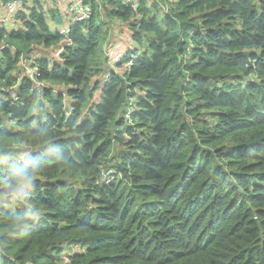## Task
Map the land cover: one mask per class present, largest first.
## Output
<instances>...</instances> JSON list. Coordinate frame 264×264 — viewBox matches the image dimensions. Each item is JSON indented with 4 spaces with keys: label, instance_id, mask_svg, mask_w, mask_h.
Listing matches in <instances>:
<instances>
[{
    "label": "trees",
    "instance_id": "16d2710c",
    "mask_svg": "<svg viewBox=\"0 0 264 264\" xmlns=\"http://www.w3.org/2000/svg\"><path fill=\"white\" fill-rule=\"evenodd\" d=\"M51 2L0 28L60 49L0 50V264H264V0H83L66 33Z\"/></svg>",
    "mask_w": 264,
    "mask_h": 264
},
{
    "label": "built area",
    "instance_id": "2783aa9c",
    "mask_svg": "<svg viewBox=\"0 0 264 264\" xmlns=\"http://www.w3.org/2000/svg\"><path fill=\"white\" fill-rule=\"evenodd\" d=\"M26 1L28 0H10L8 2H4L3 0H0V9L4 10L3 14H0V28L8 27L15 24V19L19 16L20 13L25 11L26 7ZM124 5L127 7H131L134 10H138V6L141 2V0H122ZM72 10H74V15L77 16L76 20H87L92 17L93 8L89 4H83V0H79L78 4L73 5ZM13 18V20H12ZM8 45L7 43H3L0 46V50L3 48H6ZM141 51H139L137 54H132L129 56L130 60H134L140 55ZM114 55V53H113ZM116 57L113 58V63H118L120 59L118 58V55H114ZM28 56L25 58L23 56L22 59V66L25 70V72L31 77L34 78L36 76L40 75V68L38 64L29 63ZM256 59H254L255 61ZM131 65V64H130ZM112 73L108 75V80L112 78ZM20 79L18 80V84H20ZM2 93L9 94L11 98L16 101L19 99L18 94L13 88H3L0 86V97ZM127 114H128V122L134 123L133 118L131 117V112L135 111V106H130L127 108ZM15 164H18L15 162ZM118 175H120V172L117 171L114 168H109L107 171L104 172V177L107 179L108 182H113L117 179ZM8 177L6 175L3 176V181H7Z\"/></svg>",
    "mask_w": 264,
    "mask_h": 264
},
{
    "label": "rangeland",
    "instance_id": "374dc122",
    "mask_svg": "<svg viewBox=\"0 0 264 264\" xmlns=\"http://www.w3.org/2000/svg\"><path fill=\"white\" fill-rule=\"evenodd\" d=\"M57 1V0H55ZM55 1L51 2L53 6H55ZM59 2V8L56 10L58 12V16L56 18V23L53 28L55 30H59L62 33L67 32V25H70V22L72 21L71 19L74 18V13L72 11V5H73V0H58ZM165 10L169 13L168 6H163ZM104 20L109 24V32H108V41H107V46L110 48L109 50V61L112 62L113 58L116 57L113 55V51H115V55L120 54V53H125L129 47L134 48L135 45H131L126 41L130 39V35L126 33L125 29L123 28L122 24L123 22L119 21L118 19L115 18H110L106 14H104ZM13 20V18H12ZM12 22L10 23V25ZM133 44V43H132ZM107 48V49H108ZM111 51V52H110ZM44 53H49L51 59H55L58 57L60 53V49L53 47L49 49H35L30 52V55L28 56L29 63L34 62L33 60L35 58L39 59L42 58ZM117 53V54H116ZM119 58V57H118ZM114 65V63L112 62Z\"/></svg>",
    "mask_w": 264,
    "mask_h": 264
},
{
    "label": "water",
    "instance_id": "95a60500",
    "mask_svg": "<svg viewBox=\"0 0 264 264\" xmlns=\"http://www.w3.org/2000/svg\"><path fill=\"white\" fill-rule=\"evenodd\" d=\"M4 42L7 43L8 45H10L11 47H13L14 49L21 51L25 58L32 51L31 48H26V47L22 46L21 44L16 42L14 39H12L10 36H6L5 39H4Z\"/></svg>",
    "mask_w": 264,
    "mask_h": 264
},
{
    "label": "crops",
    "instance_id": "0c3cea01",
    "mask_svg": "<svg viewBox=\"0 0 264 264\" xmlns=\"http://www.w3.org/2000/svg\"><path fill=\"white\" fill-rule=\"evenodd\" d=\"M73 1L75 2V0H73ZM16 22H17V19H15V24H16ZM15 24H14V25H15ZM14 25H10V26H8L7 28H8V29H12V27H13ZM49 57H50V55H49ZM50 58H51V57H50Z\"/></svg>",
    "mask_w": 264,
    "mask_h": 264
},
{
    "label": "clouds",
    "instance_id": "9594fccd",
    "mask_svg": "<svg viewBox=\"0 0 264 264\" xmlns=\"http://www.w3.org/2000/svg\"><path fill=\"white\" fill-rule=\"evenodd\" d=\"M3 11H4V10H3ZM3 13H4V12H3ZM3 13H2V14H3ZM139 51H141V49H140V50H138V51H137V52H135V53H132V54H137ZM132 54H130V55H132ZM140 54H141V53H140ZM130 55H129V56H130ZM138 57H139V56H138ZM138 57H137V58H138ZM135 59H136V58H135ZM115 70H116V69H115Z\"/></svg>",
    "mask_w": 264,
    "mask_h": 264
}]
</instances>
